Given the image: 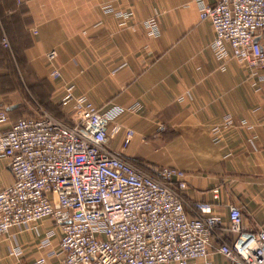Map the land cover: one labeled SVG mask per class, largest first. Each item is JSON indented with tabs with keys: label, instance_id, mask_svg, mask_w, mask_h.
Here are the masks:
<instances>
[{
	"label": "crops",
	"instance_id": "1",
	"mask_svg": "<svg viewBox=\"0 0 264 264\" xmlns=\"http://www.w3.org/2000/svg\"><path fill=\"white\" fill-rule=\"evenodd\" d=\"M105 4L132 16L120 25L102 10ZM199 12L197 0H0V61L29 63L58 103L71 85L100 111L117 110L109 123L121 126L111 139L113 153L148 172L182 169L188 202L211 201L224 219L229 205H237L243 228L254 231L264 228V68L248 69L229 47L228 57L217 60L213 26ZM150 17L159 25L156 37L140 24ZM256 39L264 44V31ZM50 50L57 53L53 61L46 58ZM52 68L59 78L49 76ZM2 87L0 81V110L9 116L2 126L8 127L23 115L4 103ZM135 102L140 109H129ZM226 119L233 126L216 131ZM127 128L134 136L123 148ZM13 182L0 158V188ZM60 238L49 217L28 228L15 225L0 235V264H56ZM210 257L226 264L216 252Z\"/></svg>",
	"mask_w": 264,
	"mask_h": 264
},
{
	"label": "built area",
	"instance_id": "2",
	"mask_svg": "<svg viewBox=\"0 0 264 264\" xmlns=\"http://www.w3.org/2000/svg\"><path fill=\"white\" fill-rule=\"evenodd\" d=\"M197 3L200 20L213 26L211 49L217 60L228 57L229 47L248 69L264 68V44L256 39L264 31V0ZM102 10L120 25L132 16L110 4ZM140 24L147 35L160 34L155 18ZM2 43L8 46L5 38ZM56 56L55 50L46 53L48 61ZM49 76L57 79L60 71L52 68ZM60 103L67 122L42 110L3 127L9 116L0 110V158L8 161L14 177L0 188V235L49 217L61 230L56 264H214L212 252L226 264H264V228L245 230L237 205H229L224 219L213 202L186 200L182 169L161 166L148 172L111 151V139L121 130L120 125L109 126L117 110L100 111L76 96L71 85ZM140 107L135 102L129 109ZM231 126L226 119L215 130ZM133 136L134 130L127 128L123 148ZM218 199L215 187L212 200Z\"/></svg>",
	"mask_w": 264,
	"mask_h": 264
},
{
	"label": "rangeland",
	"instance_id": "3",
	"mask_svg": "<svg viewBox=\"0 0 264 264\" xmlns=\"http://www.w3.org/2000/svg\"><path fill=\"white\" fill-rule=\"evenodd\" d=\"M0 81L5 104L14 105L21 115H36L40 111L61 116V111L50 92L48 80L37 81L29 63L2 58L0 61Z\"/></svg>",
	"mask_w": 264,
	"mask_h": 264
},
{
	"label": "trees",
	"instance_id": "4",
	"mask_svg": "<svg viewBox=\"0 0 264 264\" xmlns=\"http://www.w3.org/2000/svg\"><path fill=\"white\" fill-rule=\"evenodd\" d=\"M58 107H59V109H60V111L62 113L61 116L52 114L51 112H48V113L53 115L54 117H56L57 119H59L61 121L67 122L68 120H67V114L65 112V108L61 105L60 102L58 103ZM132 164L138 165L137 163H132Z\"/></svg>",
	"mask_w": 264,
	"mask_h": 264
}]
</instances>
